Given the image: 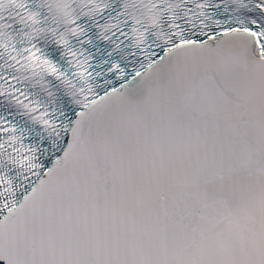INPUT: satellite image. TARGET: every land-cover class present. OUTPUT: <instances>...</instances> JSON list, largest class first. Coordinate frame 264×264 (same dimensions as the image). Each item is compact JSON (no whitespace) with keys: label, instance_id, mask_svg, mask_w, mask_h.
Segmentation results:
<instances>
[{"label":"snow or ice","instance_id":"obj_1","mask_svg":"<svg viewBox=\"0 0 264 264\" xmlns=\"http://www.w3.org/2000/svg\"><path fill=\"white\" fill-rule=\"evenodd\" d=\"M0 264H264V0H0Z\"/></svg>","mask_w":264,"mask_h":264}]
</instances>
